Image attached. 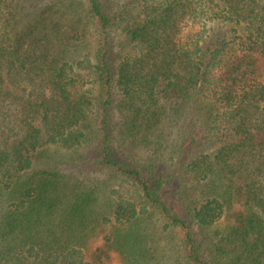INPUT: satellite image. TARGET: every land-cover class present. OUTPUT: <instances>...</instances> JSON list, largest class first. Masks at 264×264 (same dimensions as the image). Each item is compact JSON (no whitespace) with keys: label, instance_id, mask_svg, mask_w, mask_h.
Returning a JSON list of instances; mask_svg holds the SVG:
<instances>
[{"label":"trees","instance_id":"obj_1","mask_svg":"<svg viewBox=\"0 0 264 264\" xmlns=\"http://www.w3.org/2000/svg\"><path fill=\"white\" fill-rule=\"evenodd\" d=\"M70 1L0 0V264H108L106 253L86 260L100 228L108 249L140 263L155 220L185 264H217L227 249L234 264H264V0ZM85 20L98 46L78 57ZM214 22L229 29L213 36ZM116 111L121 135L154 154L172 138L175 169L123 158ZM56 143L87 145V185L26 177ZM179 170L192 187L183 206L170 187ZM235 204L206 256V226Z\"/></svg>","mask_w":264,"mask_h":264},{"label":"rangeland","instance_id":"obj_2","mask_svg":"<svg viewBox=\"0 0 264 264\" xmlns=\"http://www.w3.org/2000/svg\"><path fill=\"white\" fill-rule=\"evenodd\" d=\"M66 2L71 1L66 0ZM81 26L84 30L83 42L80 44H76L75 46V43L77 41L75 40L71 44V46L74 48V50L77 51L76 55L78 57H84V55H86L87 53H90L91 56L95 53L98 46L97 40L94 35L93 24L89 20H85V22L82 23ZM210 28L212 35L215 36L217 34H224L226 30L229 29V25L226 26V24L214 22L210 24ZM117 39L122 42L124 41V36L120 33H117ZM261 62L264 67V61ZM92 94L94 95V99L99 98L98 92L96 90H94ZM116 113L117 117L116 119H114V122L116 124L117 122L119 123L118 125H116V127H114V140L116 149H118V153L123 158L132 160L134 162L142 163L147 158L153 156V159H157L156 161L159 167H165V172H171L175 169L170 160L171 148L167 146L169 145V143L172 144V138L168 140L164 148L154 154L155 151H152L151 148L145 147L143 142L131 140L130 137H124L121 135L120 121L122 120V116L117 111ZM97 117L98 116H96V118ZM181 122H183V120H181ZM181 126L183 127L182 124ZM86 150L87 145H85L83 148L67 146L62 143L48 145L38 152L34 164V169L29 171L26 177H30L32 175L31 172L34 171H40L41 173L50 172L51 174L59 173V175L65 181L69 182V187L77 186L78 188H81V185H85L86 182L83 183L84 174H80L81 172L79 171L81 169L78 166H80L81 154L84 155V152ZM181 172L182 170L178 171V174L176 175V180L170 186L171 194L173 196L172 203L178 206H183V203L185 204V200H187L189 197L186 194L192 193L191 184L186 185L183 180H181ZM93 173L94 172L89 171L87 172V175ZM96 175L100 176L101 181V173H96ZM44 177L47 178L50 176L44 175ZM54 179H58L56 175L54 176ZM101 194L103 195V193ZM97 208L103 209L104 211H108L109 206H107V204L105 203L104 196H101ZM241 211H243V208L235 204L234 207L232 206V208L226 213L229 214V217H222L217 223L210 226H206L204 236L200 237V239L204 243L203 250L206 256L213 255L212 251H215L214 246L217 243V240H219L220 234L225 232L224 229L227 230V228L230 225H233V223L235 222V217L233 216V213H239ZM154 222H156V227L154 229L159 226L156 231L158 241L155 238V240L151 242L150 245H152V247L148 249V255L145 256V260H140V263H136L134 261L133 263L132 261H128V258H125V256L123 257L119 253L108 249L105 246L104 239V235L107 234V230L105 229L101 231V228L99 234L95 237L96 239H90L87 243L89 250L87 251L86 260L89 261L93 253L97 256H102L106 253L109 256L108 264H185V260L182 259V252L180 250L179 245L177 244L178 240L175 236L176 234L174 232H170V230L164 231L163 222L161 223L157 220H155ZM218 232L219 235L217 236ZM36 234L33 236V240H37ZM51 246L52 244H47L45 246V249ZM40 252L42 255L45 253L43 249ZM234 255L236 256L235 259H233ZM238 257H241L240 253H233V250L230 249H227L226 253L224 254H216L217 264H234L233 260H236Z\"/></svg>","mask_w":264,"mask_h":264}]
</instances>
